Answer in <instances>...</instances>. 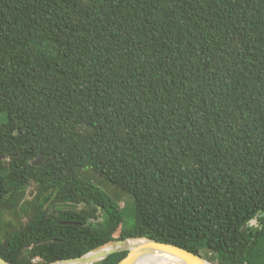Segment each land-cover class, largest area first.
I'll return each instance as SVG.
<instances>
[{
    "label": "trees",
    "instance_id": "obj_1",
    "mask_svg": "<svg viewBox=\"0 0 264 264\" xmlns=\"http://www.w3.org/2000/svg\"><path fill=\"white\" fill-rule=\"evenodd\" d=\"M129 237L264 264V0H0V255Z\"/></svg>",
    "mask_w": 264,
    "mask_h": 264
},
{
    "label": "water",
    "instance_id": "obj_2",
    "mask_svg": "<svg viewBox=\"0 0 264 264\" xmlns=\"http://www.w3.org/2000/svg\"><path fill=\"white\" fill-rule=\"evenodd\" d=\"M40 161H41L40 156L33 160L34 163H40ZM129 239H144L146 241L144 244L145 247H141V245H137V247H128L127 242ZM104 245H109V248L107 250L101 251L100 258L98 261L102 260L103 258H105L106 256L112 253L127 250L128 252L126 256L123 257L117 264H138L139 258L143 254L144 248L150 247V249L161 251L177 260V263H167V264H217L216 262L209 260L200 253L193 252L187 248H184L182 246L173 243L161 242L148 237H129L124 239H113L86 252L85 254L79 257L64 258L51 262L49 264H74L73 263L74 261H83L85 260L86 255L88 253H90L95 249L101 248ZM0 264H15V263L8 261L7 259H5L0 255Z\"/></svg>",
    "mask_w": 264,
    "mask_h": 264
},
{
    "label": "bare ground",
    "instance_id": "obj_3",
    "mask_svg": "<svg viewBox=\"0 0 264 264\" xmlns=\"http://www.w3.org/2000/svg\"><path fill=\"white\" fill-rule=\"evenodd\" d=\"M144 239H129L127 242L128 247H145ZM109 245H104L101 248L95 249L86 255L85 260L83 261H74V264H93L98 261L100 258V253L102 250H107ZM167 264V263H177V260L168 254H165L161 251H156L155 249L144 248L143 254L140 256L138 264Z\"/></svg>",
    "mask_w": 264,
    "mask_h": 264
},
{
    "label": "rangeland",
    "instance_id": "obj_4",
    "mask_svg": "<svg viewBox=\"0 0 264 264\" xmlns=\"http://www.w3.org/2000/svg\"><path fill=\"white\" fill-rule=\"evenodd\" d=\"M87 175V176H86ZM86 178H88L90 181H92L94 184L106 189L109 193L113 194L114 196L117 197L119 204L122 208H124L125 210H127L128 213H124V223H126V225L128 224H132V217L129 216V214L132 211V195L130 194H126L124 192H122L123 190H121L120 188H118L116 185L110 183L109 181L105 180L103 177H101L100 175L91 172V171H86L85 174ZM131 197V198H130ZM6 217H9L8 213H5ZM251 223H257L256 219L252 220ZM38 258H35L33 261L37 260ZM99 261L94 262L93 264H98ZM164 264V263H162Z\"/></svg>",
    "mask_w": 264,
    "mask_h": 264
},
{
    "label": "flooded vegetation",
    "instance_id": "obj_5",
    "mask_svg": "<svg viewBox=\"0 0 264 264\" xmlns=\"http://www.w3.org/2000/svg\"><path fill=\"white\" fill-rule=\"evenodd\" d=\"M30 196H31V195H30ZM8 242H9V241H8ZM8 242H7V243H8Z\"/></svg>",
    "mask_w": 264,
    "mask_h": 264
}]
</instances>
